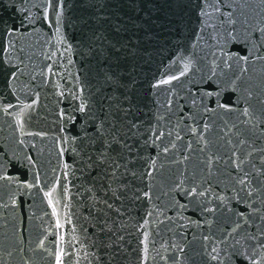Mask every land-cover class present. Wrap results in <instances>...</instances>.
<instances>
[{
  "label": "water",
  "instance_id": "1",
  "mask_svg": "<svg viewBox=\"0 0 264 264\" xmlns=\"http://www.w3.org/2000/svg\"><path fill=\"white\" fill-rule=\"evenodd\" d=\"M260 28L264 0H0V264H251Z\"/></svg>",
  "mask_w": 264,
  "mask_h": 264
},
{
  "label": "snow or ice",
  "instance_id": "2",
  "mask_svg": "<svg viewBox=\"0 0 264 264\" xmlns=\"http://www.w3.org/2000/svg\"><path fill=\"white\" fill-rule=\"evenodd\" d=\"M230 15L231 14H229V16ZM259 30H260V32L262 34H264V28H260ZM231 31L232 30L229 29L228 30V34H231ZM218 39L223 40V39H226V37H219ZM259 58L260 59H264V56H261ZM241 59L247 61L249 59V57L245 56V57H241ZM224 63L226 64V62H224ZM217 67H219V65H214L213 66V74H215V71H216ZM181 75H183V73H181ZM173 79H178V77H173ZM161 83L168 84V83H171V80H164V81H161ZM209 95H211V93H209ZM221 107H224V105H221ZM80 110L84 111L83 105L81 106ZM243 114L247 115L248 114V110L244 109V113ZM17 124L20 126L21 131H23V125H22L20 120H17ZM205 127L207 128L208 125L206 124ZM227 134L228 133L225 132V135H227ZM221 139H224V137H221ZM229 143H231V141H229ZM261 151L264 152V149H261ZM243 163H244L243 158L238 159L237 168L240 169L241 171L243 170L242 167H241L243 165ZM246 175L247 174L245 173V176ZM245 176H239V177L236 178L238 183L240 185H242V186L246 185V183H247V181L245 179ZM27 186L28 185H25V187H27ZM48 195L50 197L51 193H48ZM248 196H250V197L252 196V192L251 191L248 192ZM49 203H51V200L49 201ZM261 203L264 204V200H262ZM253 214H258L257 218L261 222H264V209L253 208ZM254 222L255 221H253V223ZM245 223H247V220L245 221ZM57 226L59 227V224ZM242 227L243 226L239 222H237L235 228L232 229V232H237ZM257 227L259 228L260 226H257ZM229 235H231V233ZM61 239H63V238L61 237ZM243 239H245V240H248V239L258 240V245H253V249L254 250H253L252 255H251V264H264V251H262V250H264V230H262L260 232V236L259 237H257L256 235H253V234H249L247 236H244ZM42 243L43 242L41 241V244ZM236 243L240 244V240H237ZM212 251L216 252V249L213 248ZM63 255H64V249L62 247H60L58 252H57V254H56V264H63V259H62ZM257 257H259V259H257ZM215 258L216 257L214 256L213 259H215Z\"/></svg>",
  "mask_w": 264,
  "mask_h": 264
}]
</instances>
